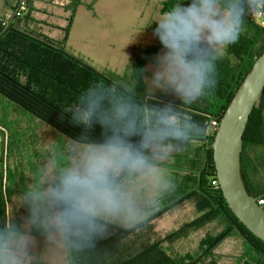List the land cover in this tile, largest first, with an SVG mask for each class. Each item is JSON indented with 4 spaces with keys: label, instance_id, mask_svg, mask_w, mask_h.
<instances>
[{
    "label": "trees",
    "instance_id": "obj_1",
    "mask_svg": "<svg viewBox=\"0 0 264 264\" xmlns=\"http://www.w3.org/2000/svg\"><path fill=\"white\" fill-rule=\"evenodd\" d=\"M67 1L68 4L70 0ZM74 1L75 7L82 2ZM176 2L178 0L165 1L163 12ZM67 4L64 5L65 8ZM67 11V25L62 29L61 40L33 31L28 26L34 22L31 4L28 12L19 11L7 29V20L0 18V95L63 136L86 146L101 139L99 127L78 124L73 119L80 107L79 98L88 88H110L114 99L127 101L139 111L138 124L143 126H149L158 110L166 106L176 108L178 115L187 114L205 129L204 134L195 140L196 143L203 144L201 148L204 157L200 156V148L196 152L202 159V167L197 176L192 173L186 175L178 188L161 200L165 206L145 222L148 224L151 221L152 227L153 221L181 206L193 194L188 192L190 184L195 187L194 192H197L198 198H204V202L196 203L197 209L204 214L183 228H201L218 217L227 221L225 230L215 236L207 235L201 241L197 254L175 257L164 246L172 243L176 234H169L156 242L141 241L139 246L134 241L132 243L135 246L127 245L130 247L121 252L119 243L131 239V236L138 234L146 226L139 231L135 227L124 229L102 219V223L106 225V238L99 240L94 249L83 252H74L66 245L68 264H218L212 252L233 231L240 233L252 250L249 259H243L237 264H264V242L238 220L222 191L216 189L219 182L212 149L215 134L209 133V123L215 119L221 120L236 90L264 51V27L254 18L258 12H264V9L254 11L246 17L245 30L239 41L230 45L217 61V87L191 105H183L179 99L164 93H151L147 88L146 66L162 50L158 38L154 45L142 50L140 56L133 60L131 67L135 84L133 89H127L120 84L122 76L98 71L67 51L66 43L76 9ZM155 27L156 25L149 26L148 31H154ZM125 173L118 176V182ZM242 175L247 190L257 198L264 197V92L244 134ZM8 199V189L0 174V226L12 225L6 206ZM16 228L24 232L19 225ZM183 230H180L179 236L183 235ZM35 235L40 238L43 246L45 233Z\"/></svg>",
    "mask_w": 264,
    "mask_h": 264
},
{
    "label": "rangeland",
    "instance_id": "obj_2",
    "mask_svg": "<svg viewBox=\"0 0 264 264\" xmlns=\"http://www.w3.org/2000/svg\"><path fill=\"white\" fill-rule=\"evenodd\" d=\"M165 1L82 0L75 7L74 0L68 4L67 0H23L27 12L29 4L34 12L49 5L48 9L53 8L54 12L52 23L62 27L67 25L65 12L76 9L70 39L66 43L67 51L98 71L122 76L120 84L127 89H133L135 84L132 55L136 59L142 50L156 43V37L153 31H148V27L155 25L154 22L163 13ZM19 3L20 0H0V17L3 18L9 9L18 7ZM58 11L61 12L56 13ZM36 15L40 16L38 13ZM256 15L255 21L261 24V17ZM53 33L58 35L60 31L54 30ZM155 57L146 66L148 90L178 99L155 79L154 73L158 70ZM4 139L6 144H1ZM86 147L58 133L0 95V174L9 193L6 205L8 218L13 226L19 225L24 233L32 230L34 235L43 232L46 236L43 246L39 248L31 240L25 264H68L66 244L54 230L40 226L52 209L43 197H36L47 193L56 184L62 170L79 165ZM198 148L199 144L196 143H190L183 149L170 148V155L166 157L154 155L149 150L154 171L126 172L119 181L122 198L131 209V218L121 214L104 217L103 220L124 229L134 228L137 221L150 220L165 206L161 200L178 188L186 175H198L202 167V159L196 153ZM194 191L195 187L190 184L188 192L193 193L190 198L171 213L153 221L152 227L150 221L131 239L119 243L120 251L130 247L127 245H134V241L139 246L141 241L156 242L174 233V241L164 246L172 256L197 254L201 241L207 235L215 236L225 230L227 221L218 217L201 228H183L204 214L196 205L204 202V198L199 199ZM182 229L183 235L179 236ZM251 253V248L237 231L231 232L212 252L218 264H237L249 259Z\"/></svg>",
    "mask_w": 264,
    "mask_h": 264
},
{
    "label": "clouds",
    "instance_id": "obj_3",
    "mask_svg": "<svg viewBox=\"0 0 264 264\" xmlns=\"http://www.w3.org/2000/svg\"><path fill=\"white\" fill-rule=\"evenodd\" d=\"M261 9L264 0H178L154 22L153 34L162 46L155 79L183 105L198 101L217 87V61L239 41L246 17ZM79 105L73 119L99 127L101 139L88 144L80 164L62 170L56 184L36 197L52 209L40 226L54 230L74 252L94 249L106 238L104 217L131 218L119 174L153 172L149 150L166 157L170 148L183 149L205 132L171 106L159 109L149 126L140 125L139 111L114 99L110 88L85 89ZM146 224L137 221L133 227L139 231ZM30 243L15 226H0V264H25Z\"/></svg>",
    "mask_w": 264,
    "mask_h": 264
},
{
    "label": "water",
    "instance_id": "obj_4",
    "mask_svg": "<svg viewBox=\"0 0 264 264\" xmlns=\"http://www.w3.org/2000/svg\"><path fill=\"white\" fill-rule=\"evenodd\" d=\"M19 9L6 23L7 29ZM264 17V12H259ZM264 92V51L254 62L232 97L212 145L218 185L238 220L258 239L264 242V210L258 198L251 194L242 175L244 134L251 115Z\"/></svg>",
    "mask_w": 264,
    "mask_h": 264
},
{
    "label": "crops",
    "instance_id": "obj_5",
    "mask_svg": "<svg viewBox=\"0 0 264 264\" xmlns=\"http://www.w3.org/2000/svg\"><path fill=\"white\" fill-rule=\"evenodd\" d=\"M22 2H23V0H20V3L18 5V7L14 8V9H9L6 12V15L3 18H1V17L0 18L3 19V20H7V22H8V20L13 16V14L16 12L17 9H19V11L22 10L21 7H20ZM49 3H51V2H49ZM51 4L53 5V3H51ZM49 7L50 6L48 5L47 8L44 7V8H41L40 11L34 12L31 15V17L33 18L34 22H31L30 24H28V26L33 31H36L38 33H42V34L47 35V36H49V37H51L53 39H56V40H61L63 38L62 29L65 28L66 25H63V27H62V26L55 25L54 23H52L51 19L53 18L54 12H53V8L48 9ZM23 10H26V9L24 8ZM19 11H18V13H19ZM60 12L61 11H58L56 13H60ZM36 13L40 14V16L36 15ZM65 14H66V20H67L68 12H65ZM15 19H16V17L14 18V20ZM64 24H65V22H64ZM36 25H38L39 27H37ZM54 30H59L60 34L55 35V33H53ZM51 34H54L53 36H57V37H53V36H51ZM69 39H70V36H69ZM69 39L67 40V44L69 42ZM132 58H133V60L135 59V55L134 54L132 55ZM133 60L131 62H133ZM192 143H196V142H192ZM1 144H6V139H4L1 142ZM196 144H199V148H200V151H201L200 152V156L204 157V152L202 151V148H201L203 146V144L200 143V142L196 143ZM31 232H32V230L29 231V232L27 231L26 234H28L31 237V240H33L36 243V245H38V248H39V246L41 245V242L39 241L40 239H39L38 236L34 235ZM66 252H67V250H66Z\"/></svg>",
    "mask_w": 264,
    "mask_h": 264
},
{
    "label": "built area",
    "instance_id": "obj_6",
    "mask_svg": "<svg viewBox=\"0 0 264 264\" xmlns=\"http://www.w3.org/2000/svg\"><path fill=\"white\" fill-rule=\"evenodd\" d=\"M24 2H22L21 3V5H20V7H21V9L23 10L24 9ZM259 14V16L261 17V19H262V23L260 24L262 27H264V17H262L261 16V14L258 12L257 13V15ZM219 125H220V121H218V120H213V121H211L210 123H209V133L210 134H215L216 133V131L218 130V128H219ZM258 204L260 205V206H262L263 207V210H264V197L263 196H260L259 198H258Z\"/></svg>",
    "mask_w": 264,
    "mask_h": 264
}]
</instances>
